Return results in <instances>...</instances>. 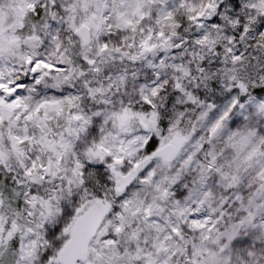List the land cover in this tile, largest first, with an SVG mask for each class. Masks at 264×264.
<instances>
[{"label": "snow or ice", "instance_id": "1", "mask_svg": "<svg viewBox=\"0 0 264 264\" xmlns=\"http://www.w3.org/2000/svg\"><path fill=\"white\" fill-rule=\"evenodd\" d=\"M0 264H264V0H0Z\"/></svg>", "mask_w": 264, "mask_h": 264}]
</instances>
